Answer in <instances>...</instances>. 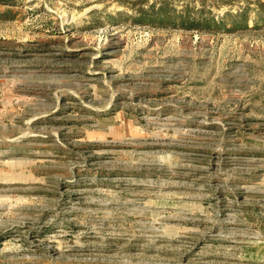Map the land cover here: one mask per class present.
<instances>
[{
  "label": "rangeland",
  "instance_id": "obj_1",
  "mask_svg": "<svg viewBox=\"0 0 264 264\" xmlns=\"http://www.w3.org/2000/svg\"><path fill=\"white\" fill-rule=\"evenodd\" d=\"M0 264H264V0H0Z\"/></svg>",
  "mask_w": 264,
  "mask_h": 264
}]
</instances>
